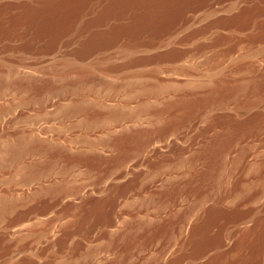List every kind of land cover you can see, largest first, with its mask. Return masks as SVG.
<instances>
[{
    "label": "rangeland",
    "instance_id": "374dc122",
    "mask_svg": "<svg viewBox=\"0 0 264 264\" xmlns=\"http://www.w3.org/2000/svg\"><path fill=\"white\" fill-rule=\"evenodd\" d=\"M192 15L163 36L179 56L91 77L52 69L71 48L0 36V264H164L203 209L263 205L264 55L239 66L248 33Z\"/></svg>",
    "mask_w": 264,
    "mask_h": 264
},
{
    "label": "bare ground",
    "instance_id": "6f19581e",
    "mask_svg": "<svg viewBox=\"0 0 264 264\" xmlns=\"http://www.w3.org/2000/svg\"><path fill=\"white\" fill-rule=\"evenodd\" d=\"M218 3L219 0H17L14 3L0 0V36L15 35L21 40L23 48L32 52L71 48L67 58L52 66L60 73L82 76L96 72L115 73L146 61L159 64L163 58L179 56L180 50L173 47L162 52L163 36L177 34L185 27L193 26L196 17L192 13L204 10V15L213 18L210 27L248 33L246 39L252 47L239 56L238 62L239 66L248 68L253 64L251 58L264 55V0H228V14L224 15H218L223 11ZM12 8L17 11L6 23V15ZM144 47L153 52L142 54L140 49ZM116 53L123 56L122 63L112 60ZM230 78L221 73L216 79V86H213L224 93L236 85L233 82L231 85ZM217 93L216 96L220 94ZM261 117L260 120L263 119ZM246 222L251 223L250 228L239 231L241 224ZM180 247L181 252L164 264H264V203L254 210L225 205L203 209L192 222ZM233 251L235 254L232 255Z\"/></svg>",
    "mask_w": 264,
    "mask_h": 264
}]
</instances>
